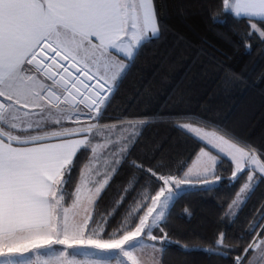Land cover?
Segmentation results:
<instances>
[{"label": "snow or ice", "instance_id": "obj_1", "mask_svg": "<svg viewBox=\"0 0 264 264\" xmlns=\"http://www.w3.org/2000/svg\"><path fill=\"white\" fill-rule=\"evenodd\" d=\"M226 12L247 17L246 34L264 43V0H0V264H34L26 254L57 247L60 264H78L67 259L73 249L94 250L93 264H166L164 245L173 240L162 222L173 193L219 181L223 159L228 178L244 180L219 219L236 215L264 176V149L207 115L205 105L193 111L181 96L174 102L181 110L170 116L100 119L137 45L149 38L172 33L183 53L195 52L194 64L207 57L225 83L242 82L214 45L194 42L168 18L199 16L214 31ZM243 44L251 51L250 40ZM156 123L195 142L190 158L169 162L157 154L159 143L149 152L142 133ZM245 228L251 236L242 245L222 231L214 245L175 242L186 250L241 248L232 264H264V202Z\"/></svg>", "mask_w": 264, "mask_h": 264}, {"label": "trees", "instance_id": "obj_2", "mask_svg": "<svg viewBox=\"0 0 264 264\" xmlns=\"http://www.w3.org/2000/svg\"><path fill=\"white\" fill-rule=\"evenodd\" d=\"M168 18L173 29L186 33L194 42L206 40L214 45L218 51L213 52V48L208 51L245 79L235 84L225 83L222 72L208 67L207 57H201L202 63L194 64L195 52L183 53L184 46L172 33L160 40L149 38L138 46V55L116 82L117 87L105 102L100 119L115 121L130 115L170 116L181 110L174 102L182 96L191 102L193 111L205 105L207 115L222 119L238 136L264 149V80L259 79L264 68V43L255 34H246L248 18H236L231 12L218 16L214 31L232 35V43L219 40L199 16H190L187 20L174 15ZM233 28L237 35H233ZM245 40L251 41V51L245 49ZM149 85L150 90L145 91ZM142 136L149 152L151 145L159 143L157 154L164 152L169 162L180 157L190 158L197 147L195 142L165 123L146 125ZM134 154L144 158V154ZM180 168L182 170L183 165ZM217 168L222 172L217 185L196 184L183 190L165 214L167 219L162 226L167 227L173 240L164 245L166 264H232V257L239 254L241 248L231 251L216 248L211 252L203 248L186 250L175 241L214 245L216 234L221 231L241 245L250 238L251 232L245 225L264 202V176L255 183L235 217L224 223L219 219L220 214L244 180V174L230 180L231 166L226 159L221 160Z\"/></svg>", "mask_w": 264, "mask_h": 264}, {"label": "rangeland", "instance_id": "obj_3", "mask_svg": "<svg viewBox=\"0 0 264 264\" xmlns=\"http://www.w3.org/2000/svg\"><path fill=\"white\" fill-rule=\"evenodd\" d=\"M125 70H126V68H125ZM125 70H124V72H125ZM123 73L120 74V77L123 75ZM219 182H220V180L216 181L214 183H210V184L192 183L189 185L182 186L181 190L173 193V196H172L171 200L169 201L168 208L166 209V213H167L170 205L172 204L173 200L175 199V197L178 194H180L183 190L190 188V187H193L196 184H200L203 186H214V185H217ZM254 185L252 186L251 190L247 192L245 199H244L243 203L240 205L239 209L241 208V206L244 204V202L247 200V198L251 194V192L254 188ZM232 219H224L223 222L229 223ZM58 251H59L58 247L53 248V249H41L39 253L33 252L30 254H26V256L28 259H31L34 262V264H42V262L46 261V260L51 261L52 264H60V261L63 258H60L59 260L56 259V257L58 256ZM93 251L94 250H91V249H83V250H79V251H77L75 249L69 250V256L67 257V259H69V260L75 259L78 262V264H93V262L98 259V257L91 254ZM112 264H115L114 260L112 261Z\"/></svg>", "mask_w": 264, "mask_h": 264}, {"label": "crops", "instance_id": "obj_4", "mask_svg": "<svg viewBox=\"0 0 264 264\" xmlns=\"http://www.w3.org/2000/svg\"><path fill=\"white\" fill-rule=\"evenodd\" d=\"M142 42H143V41H141V42L137 45V47H138ZM117 81H118V80H117ZM117 81H116V82H117ZM256 182H257V181H256ZM256 182H255V183H256ZM255 183H254V184H255ZM254 184H253V185H254Z\"/></svg>", "mask_w": 264, "mask_h": 264}]
</instances>
